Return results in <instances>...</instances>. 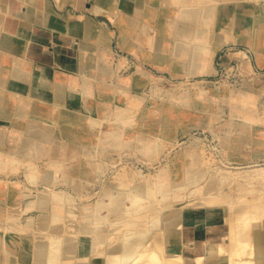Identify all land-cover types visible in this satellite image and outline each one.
<instances>
[{"label":"crops","instance_id":"obj_1","mask_svg":"<svg viewBox=\"0 0 264 264\" xmlns=\"http://www.w3.org/2000/svg\"><path fill=\"white\" fill-rule=\"evenodd\" d=\"M194 1L204 6L215 2V19L207 24L212 26L211 32L224 28L228 37L223 46H219L212 37L206 36L204 42L212 50L209 63L192 73L189 58L177 57L173 46L178 39L191 42L194 29L205 27L189 24V33L180 34L178 25L185 22L170 17V5L178 6L173 0H0V131L17 138L14 142H0V184L12 185L13 181H6L5 177L10 178L22 168L35 170L33 176L28 177L35 184H62L67 179L62 175L66 160L72 163L70 168L78 169L82 154L86 156L87 167H94L96 158L105 160L108 155L127 149L141 151L139 143L145 136L170 141L180 136L173 131L175 126L181 131L192 125L208 127V119L222 122L225 116L230 121L229 127L234 129L229 134L230 144L224 148L230 153V162L255 163L257 155L264 157V115L252 118L226 112L224 115L221 106L222 102L230 101L244 110L264 98V38L257 36L255 30L259 3L247 4L244 10L249 23L247 28H242L225 16L224 1ZM229 1L238 13L237 2ZM137 10L140 15L131 27L125 20L128 13L135 14ZM158 76L168 81L190 77L214 79L211 84L203 83L204 87L192 96L190 106L186 107L184 101L179 104L182 111L177 116L170 92L172 117L170 123H164V116L156 109ZM225 84L232 88L230 95L224 93ZM163 128H170V133ZM130 135L136 138L133 140ZM16 152L22 156H15ZM45 167L58 170V174L45 179L37 177L36 171ZM125 182L122 180L119 184L124 186ZM31 189L35 190L28 186L16 195L1 193L0 220L22 224V218L31 215H36L40 222L41 216L51 210L69 214L53 207L61 197L63 203L71 205L64 193L43 195ZM119 190L103 194L100 203L107 204L104 210H95L100 203H96L94 193H87L83 199L87 207L95 210V216H117L110 206ZM41 198L45 199L44 203L40 202ZM119 201L124 205L126 195L122 194ZM70 209L72 215L79 210ZM8 223L0 226V233L4 235L0 263L32 264L29 257L33 250L32 236L15 230ZM228 233L229 225L223 216L212 220L206 214L203 226L188 223L181 237L186 243L221 242L227 239ZM252 233L253 259L257 264H264V217L253 227ZM84 241L81 239L79 245L84 246ZM5 257L7 260L3 261ZM228 258L219 253L209 257L207 264H227ZM92 264L104 262L95 259Z\"/></svg>","mask_w":264,"mask_h":264},{"label":"rangeland","instance_id":"obj_2","mask_svg":"<svg viewBox=\"0 0 264 264\" xmlns=\"http://www.w3.org/2000/svg\"><path fill=\"white\" fill-rule=\"evenodd\" d=\"M213 79L190 77L185 80L168 81L166 77L158 76V79L155 80L159 94V104L156 109L159 110L161 116H165L166 112L170 110L171 92L176 105L174 114L177 116L182 111V105L179 104L184 101L186 107L190 106L192 96L198 93L200 87H204L203 83L211 84ZM166 82H169L167 86ZM187 84L189 85L187 86ZM224 88V93L228 95L232 93V88L229 85L225 84ZM221 106L224 115L226 113L239 114L242 118L264 115V98L261 99L259 104H250L244 110H239L230 101L222 102ZM209 110L210 108L207 111L210 112L211 110ZM206 122L209 124L208 127H199V125L195 127L192 125L191 128L185 131H181L177 126L173 127V131L180 136L170 141L161 138L153 140L145 136L139 143L141 151L136 152L127 149L120 153H112L105 160L96 158L94 167H87L86 156L82 154L79 155L78 169L70 168L72 163L66 160L67 165L62 170V175L66 176L67 179L62 184L52 186L35 184L33 179L30 178L31 181L28 179V177L33 176L35 170L29 168L18 169L10 175V178L4 176L6 181H13V183L9 186L0 184V195L3 192L16 195L22 191L23 187L26 190L28 186L35 189H31L32 192L36 191L43 195L64 193L68 196V203L71 205L68 204V207L66 203H63L61 197L56 202L58 204H54L53 207L63 209L69 214H61L51 210V212L41 216L40 222L38 219V221L36 220V215H31L29 218H22V224L1 219L0 225L9 222V226L19 232L29 233L32 238L38 233L45 234L52 241V247L54 248L64 243L62 244L63 250H60L63 255L73 249V253L81 258L85 254L93 255L95 243L102 244L108 242L110 238L120 239L132 233L148 230L150 227L160 225L161 221H166L175 216L179 209L168 204V202L180 203L182 200H186L188 195L193 194L204 195L206 200L198 204L215 199L219 195L221 200L229 201L241 193H247L250 199L254 198L252 196L255 193L258 195L261 191L259 195L262 194L264 191V157L257 155L255 163L232 164L228 158L230 153L224 149L226 144H230L231 137L229 134L231 130H234L229 127L228 117L225 116L222 122L216 121L215 118L208 119ZM163 129L165 130V128ZM165 131L170 133V128ZM131 137L133 140L136 138L135 135H130ZM42 170L48 171L45 177H41L42 179L58 174V170L45 167L38 169L35 175L38 177V172ZM122 180L131 182L132 186L142 185V187L144 186L143 189H148V192L154 193V196L146 192L139 193L140 190L130 191L134 187L131 188V185L121 186L119 182ZM17 181H20L21 184L18 185ZM182 181H186V183H179ZM14 183L15 185H13ZM120 188L124 189L120 190L122 193L119 191V194L114 196L120 198L122 194H125L126 201L124 205L120 208L110 206L117 216H98L97 214L95 216V210L107 209V204L100 203L103 194L117 192ZM252 190L256 192L254 194L249 193ZM87 193H94L96 203H100L96 209L94 208V211L91 207L86 206L87 201L83 199ZM129 194L138 195L137 199L130 197ZM44 200L41 198L40 202L44 203ZM71 207L74 209L79 208L75 215L70 214ZM159 208L163 209V215L153 218L150 210ZM71 221H78L83 225H72ZM37 222H39V225H37ZM103 223H115L117 225H109L106 227L107 230L102 232L99 230V226ZM37 228H40V231ZM47 230H53V232L50 233ZM95 233L96 236L93 237L92 235ZM0 234L4 237L2 233ZM81 239L85 240L84 246L79 245ZM96 240L98 241L94 242ZM164 246L166 245H162V247ZM253 246L255 247V242H253ZM144 248L145 246H143ZM244 250L246 248H243ZM143 254L144 251L141 253V257ZM45 255H50L52 262L60 257L55 250L49 251L47 248H45ZM185 255L192 256L191 252H186ZM152 264H155V262L152 261Z\"/></svg>","mask_w":264,"mask_h":264},{"label":"bare ground","instance_id":"obj_3","mask_svg":"<svg viewBox=\"0 0 264 264\" xmlns=\"http://www.w3.org/2000/svg\"><path fill=\"white\" fill-rule=\"evenodd\" d=\"M173 1H175L176 5H178V6L170 5V17H174L177 20H182L185 22L181 26L178 25L177 29H178V32L180 34L185 36L189 33V24L196 23L195 27H196V25H200V26L205 27V29L203 28L202 30L197 28V27L194 29L195 33H194V37L191 38L192 39L191 42H188L185 40L181 41L180 39L176 40L175 43L173 41V43H174L173 50L175 51V54H177V57L185 55L189 58V64L191 66V72L193 73V72H196L198 70H202V69H204V67H207L209 60H210V57L212 55V50L210 48H208L209 46H206V44L204 42L205 37L206 36L212 37L213 40L216 42V44L219 46L226 42L227 31L224 28L222 30H218V31H214V32L210 31L211 30L210 28L212 27V26H210L211 20L215 19V16H216V14H215L216 9L213 5V3H215V2H213L212 5L210 3H207L204 6V5H199V3L195 2L194 0L193 1H190V0H173ZM222 1H224V3H225V5H224L225 16L228 17L229 19H231L232 22L234 24H236V26L242 27V28H247L248 23H249V22L247 23L246 14H245L246 12L244 9L247 8V4L249 2L257 1L259 3V9L257 10V13H256V17H257L256 22L258 25L256 26L255 30H256L257 36H259L260 38H262V37L264 38V0H233L234 2H237V4H238V7H237L238 13H236L235 5H231V3H232L231 1H229V0H222ZM188 2H192V3H188ZM38 5H39V3H38ZM253 6H255V5H253ZM27 13H28V11H27ZM139 15H140V10H137L135 14L134 13H132V14L128 13V16H127L128 19H126L125 21L128 22V25H131V27H134L135 20H136V18L139 17ZM209 21H210V24H207ZM80 25H81V23H80ZM82 25H83V23H82ZM79 34H80V32H79ZM57 35H59V34H57ZM212 49H213V47H212ZM241 56H242L241 53H238V58H240ZM28 70H30V69H28ZM3 73H4V71H3ZM45 82H47V81H45ZM5 83H6V81H5ZM133 83H132V85H133ZM32 85H33V83H32ZM104 85H105V83H104ZM10 96H12V95H10ZM8 98H9V96H8ZM40 98H42V97H40ZM15 100H17V99H15ZM54 101H56V100H54ZM237 103H239V102H237ZM171 117H172L171 112L169 110L168 112H166V114L163 118L164 119L163 122L164 123H166V122L170 123ZM75 120H76V118H75ZM4 127H6V126H4ZM258 131H260V130H258ZM16 139L17 138L14 135H8L6 131H2V130L0 131V142H2L3 140L4 141L5 140H11L14 142ZM14 155L15 156L18 155L19 157L22 156V154L17 153V152L14 153ZM18 156H17V158H18ZM47 172H45V170L39 171L38 177H40V178L45 177ZM194 175H197V174H194ZM150 179H152V178H150ZM128 182L129 181H126L125 182L126 184L124 186H130L132 184L131 182H129V183ZM183 182L184 181L179 182V183H183ZM184 183H186V181ZM133 187H134V189H130V191L131 190L132 191L133 190H140L139 193L146 192L147 194H149V193L152 194L151 192H148L149 191L148 189H145V188L143 189L144 186L142 187V185H136V186L134 185L131 188H133ZM255 192L256 191L252 190L249 193L254 194ZM120 193H122V192L120 191ZM259 193H258V195L255 193L254 196H252L254 198H251V199L248 197L247 193H241L239 196H237L233 200H229V201L221 200L220 195H219L215 199H210L207 202L202 203V204H198V203L206 200L204 195L203 194H200V195L193 194V195H188L187 199L182 200V202H180V203L168 202V204L179 209L178 213L175 214V216L169 218L166 221L165 220L161 221L160 225H158L156 227H152V228L150 227V228H148V230L132 233L131 235L125 236L124 238H120V239L119 238H117V239L110 238L108 240V242H104L102 244H99V243L96 244L95 243L93 246V249H94L93 255L91 256L89 254H85L81 258H78L77 257L78 255L73 253V249H71L69 252H67V253H65V255H63V253H61V251L63 250L62 244H64V243L60 244L57 248H54V247H52V241L45 234L38 233L33 237V239H34L33 250H32V253L29 254V257L31 259L32 264H92L93 260H95V259L102 260L104 262V264H152V261H154L155 264H207V260L209 257L215 256L219 253H224V254L228 255V257H229L227 264H257L255 262V260L253 259L254 255H255V247L253 246L254 235H253L252 231H253V227L255 225H257L258 222L264 217V191L260 195H259ZM136 194H138V193H136ZM136 194H129V195H130V197L137 199L138 195H136ZM152 196H154V193L152 194ZM195 196H197V197L195 198ZM112 201L113 202H111V206L114 208H120L123 206V202L120 203L118 197L113 196ZM162 210H163L162 208L153 209V210L151 209L150 214L152 215L153 218H157V217H160L163 215ZM206 214H209V216L212 220H215L218 216L224 217V220H226L228 225H229V233L227 235V239L222 240L221 242H205L204 241V242L186 243L181 237V231L183 230L184 226L188 223H193V222L196 223L198 227L203 226L204 225V216H206ZM135 219H138V218H135ZM160 220H162V218H160ZM71 222H72V225H74V224L78 225V226L83 225L82 223H80L78 221H71ZM109 225L116 226L117 224H115V223H110V224L103 223V224H100L99 230L104 232L107 230L106 227H108ZM0 226L2 227L3 225L1 224ZM93 226L98 227L96 225H93ZM37 230L40 231V228H37ZM47 232L52 233L53 230H47ZM92 236L95 237L96 233L93 234ZM97 241L98 240H96L94 242H97ZM162 245H166V246L162 247ZM143 246H145L144 249H143ZM251 246H253V247H251ZM3 247H4V237L0 234V262H1V254H2ZM247 247H249V248L247 249ZM45 248H47V250H49V251L55 250L56 253L60 256L58 258V260H56L55 262H52V260H51L52 257L50 255L49 256L45 255ZM243 248H246V250L243 251ZM145 249H146V251H145ZM161 249H162V251H161ZM143 251H144V254L141 257V253ZM186 252H191V254H193L194 257L186 256L185 255ZM18 255H19V253H18ZM139 257H141V259H139ZM2 260L3 261L7 260V257H5ZM0 264H7V263L4 262V263H0Z\"/></svg>","mask_w":264,"mask_h":264}]
</instances>
